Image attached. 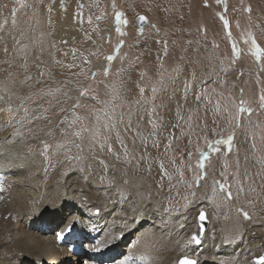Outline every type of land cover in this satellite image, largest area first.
<instances>
[{"label":"rangeland","instance_id":"obj_1","mask_svg":"<svg viewBox=\"0 0 264 264\" xmlns=\"http://www.w3.org/2000/svg\"><path fill=\"white\" fill-rule=\"evenodd\" d=\"M262 96L264 0H0V111L14 117L0 123V135L26 163L47 166L57 186L75 177L86 190L80 203L61 202L36 226L55 241L56 222L77 216L79 240L62 236L82 252L72 246L79 259L68 264L96 256V234H106L93 230L110 201L85 208L88 189L110 190L113 204H148L186 251L176 264L182 257L198 264L191 248L211 252L216 261L206 264H227L248 239L255 250L241 258L254 264L264 252ZM201 210L208 228L199 244L188 243ZM144 219L140 226L151 225ZM122 232L108 247L122 242L121 254L106 263L129 255V264H145L139 251L127 252L138 231Z\"/></svg>","mask_w":264,"mask_h":264},{"label":"bare ground","instance_id":"obj_2","mask_svg":"<svg viewBox=\"0 0 264 264\" xmlns=\"http://www.w3.org/2000/svg\"><path fill=\"white\" fill-rule=\"evenodd\" d=\"M62 25L64 24L62 23ZM105 33L106 28H102L101 35L103 36ZM96 43L98 42L96 41ZM16 88L18 87L16 86ZM12 90L14 89L12 88ZM7 115H11V118L7 117ZM12 117L13 112L10 110L0 111V123L6 119H12ZM0 136V264H68L66 263L68 257L71 258V261L78 260L79 258L75 257V255L80 254L82 251L75 245L69 247L70 238L63 239L62 236L65 233H75L78 236L77 226H79L80 221L76 220L77 216L69 213V217L65 222H56L57 239L55 241L48 239L49 236L38 234L36 226L44 222L45 212L49 213V215L54 211L59 212L61 202L77 201L80 203L82 201L80 193L86 190L76 186L75 177H67L64 186L62 184L57 186L58 182L55 180L57 175L52 174L47 166H44V169L39 171L36 168L37 165L26 163L28 158L26 159L25 155L22 156L23 154L22 152L20 153L18 145L6 144L7 142L5 143L3 140L6 135L1 134ZM134 184L135 182L130 181L127 187L129 186L130 190H132ZM88 190L93 200L91 202H83L85 208L86 203H89L91 207L92 205L94 206L92 209H103L106 203L110 201L108 208L105 207L107 208L106 212H102V215L106 216L103 225L93 230V232L102 231V234L106 233L103 238L96 234L99 238V244L94 247V251L102 250V255L108 253L110 240L112 237H118L115 232L138 231L134 235V244L129 247L127 252L134 254L135 251H139L141 256L147 261L145 264L149 263L148 261H153L151 264H176L178 257L181 256L180 253L182 251L186 252L185 249L182 250L178 247L179 241H175L178 237H176L174 231L169 232L168 230L164 232L162 225H158V222L152 219L153 213L150 211L151 207L147 206L148 204L144 205L143 201L139 203H134V201L133 203L127 202V204L131 203L130 205L116 202L113 204V196L110 190L106 194L103 193V196L96 192L94 193L91 189ZM56 201H58V204H56ZM145 216L151 217V225L143 224L140 226V222L146 221L144 219ZM57 219L56 217L53 220ZM54 223L53 221L52 225ZM46 225L51 228L48 223ZM27 226L29 227L27 228ZM211 240L212 238L209 239V242L204 240L203 243L209 244ZM228 240L224 238L223 242L226 243L225 241ZM242 242L244 244L239 251H236V249L234 251L231 250L225 257L227 258V264H245L246 262H243L242 259L246 260V257L241 258V256H247L246 253L254 252L255 245L253 246L252 244H255V242L252 239L242 240ZM84 245L86 246V244ZM70 248L75 250V255L71 253ZM189 252L190 255L198 257V264H206L205 261H212V259L216 261L211 252L204 257L208 250H203L204 254H200L195 252V248H191ZM95 264H119V260L106 263V261H101L98 258L95 260Z\"/></svg>","mask_w":264,"mask_h":264},{"label":"snow or ice","instance_id":"obj_3","mask_svg":"<svg viewBox=\"0 0 264 264\" xmlns=\"http://www.w3.org/2000/svg\"><path fill=\"white\" fill-rule=\"evenodd\" d=\"M123 14L122 13H119L117 12L116 13V16L117 18L119 19ZM223 19V18H222ZM139 20L140 21H145L146 20V17L144 16H140L139 17ZM225 26H227V21H225ZM257 51H259V49H257ZM109 59H111V57H109ZM105 72H107V69L105 70ZM83 95V93H81ZM261 102H262V106H264V96L261 97ZM247 111H251V109H246ZM231 140V137H229V142ZM45 147H47V145H45ZM203 165H201L202 167ZM221 187V190H224L223 189V185L220 186ZM242 191V189H241ZM228 198H231V192L228 191ZM244 217L247 218L248 217V213L247 212H244L243 213ZM198 220L200 222H203L206 220V215L205 213L203 212V210H201L200 214H199V217H198ZM202 231V229H201ZM188 243H196V244H199L200 243V239L199 237L196 235V234H193L191 239L188 241ZM130 257H125L124 259H121L119 261V264H128V261H129ZM178 264H196V261L194 260H191V259H188L187 257H182L179 259L178 261ZM254 264H264V255L260 256V257H256L254 258Z\"/></svg>","mask_w":264,"mask_h":264},{"label":"water","instance_id":"obj_4","mask_svg":"<svg viewBox=\"0 0 264 264\" xmlns=\"http://www.w3.org/2000/svg\"><path fill=\"white\" fill-rule=\"evenodd\" d=\"M138 27H141V28H143L144 26H145V23H144V21H141V22H139L138 24ZM204 212V211H203ZM205 213V212H204ZM206 215V214H205ZM207 226H208V220H207V218H206V220L205 221H203V222H200V230H199V233L197 234V236L199 237V239L201 238V236L203 235V233H204V231H205V229L207 228ZM201 229H202V231H201ZM262 255H264V252L261 254V255H259V256H256V257H260V256H262ZM256 257H254V258H256Z\"/></svg>","mask_w":264,"mask_h":264},{"label":"clouds","instance_id":"obj_5","mask_svg":"<svg viewBox=\"0 0 264 264\" xmlns=\"http://www.w3.org/2000/svg\"><path fill=\"white\" fill-rule=\"evenodd\" d=\"M207 228H208V227H207ZM207 228H206V230H207ZM111 248H112V247H111ZM119 252H121V250H119ZM120 254H121V253H120ZM120 254H119V255H120ZM119 255H118V256H119ZM118 256H116V257L113 258V259H116ZM113 259H106V260H104V261H112Z\"/></svg>","mask_w":264,"mask_h":264}]
</instances>
